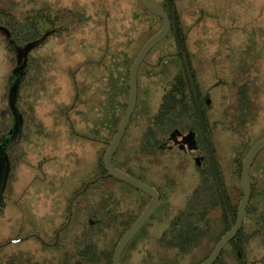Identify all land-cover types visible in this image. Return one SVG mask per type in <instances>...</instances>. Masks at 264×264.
Returning <instances> with one entry per match:
<instances>
[{"label": "flooded vegetation", "instance_id": "obj_1", "mask_svg": "<svg viewBox=\"0 0 264 264\" xmlns=\"http://www.w3.org/2000/svg\"><path fill=\"white\" fill-rule=\"evenodd\" d=\"M158 3L165 8L172 21L167 37L174 38L175 32L178 38L177 53L186 75L182 95L185 100L182 101L179 125H170L167 119L161 122L155 117L149 125L150 141L147 145L151 147L145 159L149 164L147 170L129 173L127 168L121 169L155 188L159 195L157 209L126 245L121 264L137 263L132 256L134 250L138 251L140 241L150 240L153 243L158 240L167 248L171 244L182 248L185 243L183 248L186 250V235L195 234H199L200 246L204 239L209 242L204 256L198 259L202 262L234 224V221L226 220L224 216L219 220H213L210 216L218 206L222 213L230 215L233 205L229 186L224 182V173L219 166L214 136L208 127L209 120L206 119L208 110L212 108L210 87H200L197 76L199 62L195 61L192 54L194 50L187 43L189 31L181 25L180 16L177 22L175 0L167 1L173 8L166 7L164 0ZM211 4V10L216 9L217 15L229 23L231 13H234L230 3L217 0ZM200 8L201 12L208 13L201 6L196 7V11L200 12ZM72 13L68 10L65 17L62 13V18H58V7L54 9L51 0L47 4L39 3L34 19L29 17L20 20L12 11L3 13V18H0V56L4 59L3 62L0 60L4 66V70H0V264H113L116 244L152 200L150 195L111 176L101 178L99 185L93 186L97 181L81 191L86 182L92 179L86 171L90 158L85 153V145L98 142L106 152L108 142L117 130L108 139L107 99L116 94V78H123L122 66L125 63L122 61L123 54L120 52L117 55L114 44L105 34V16L103 20L96 19L94 30H84L93 37L85 38L84 44L88 45L89 50L83 49L82 60H74V50L69 46L62 48L61 45L62 49L59 48L60 37L66 36L65 40H61L62 44L73 41L72 34L75 31L74 19L70 18ZM245 14L242 12L241 15ZM89 16L83 15L82 20L89 19ZM223 35L224 32L221 33V41L218 39L220 35L218 38L209 35L196 48L199 51H211L214 60L216 53H222L225 47L234 51L228 44L230 34L224 38ZM209 37L211 41L207 40ZM31 42H35V45L25 51L26 45ZM221 42L227 44L219 45ZM154 48L148 52L138 70L135 111L140 100L139 72L142 66L149 64L147 58ZM263 48L264 45H250L246 52H260ZM114 59L117 60L113 62ZM109 65L118 72L109 70ZM249 67H243L240 72L247 74ZM129 69L128 89L125 87L128 99ZM58 83L64 89L60 96ZM65 93L67 97H61ZM186 103L191 105L190 110ZM48 104H51L50 110L44 111ZM75 110L84 116L92 113L95 119H80L75 123L72 114ZM189 112L193 113L190 118L187 117ZM128 128L113 156L114 165L116 159L127 162L121 158L120 151ZM74 146L77 148L74 149ZM158 152L165 155L159 156L161 160L156 163ZM173 152L182 156H166V153ZM75 166L81 171L75 172ZM187 169L193 172L191 178L197 181L202 191V198L195 200L193 220H186L182 213L173 218L171 216L176 204L172 203L170 193L183 185L187 179ZM233 175L232 170L227 173L231 178ZM206 176L210 177L215 188V192L210 195L207 189V192L203 190ZM108 181L117 184L118 188L109 191ZM220 198L225 211L220 204H216ZM186 209L184 207L183 210ZM202 212L208 213V219H201ZM242 227L238 234L243 231ZM233 240L236 246L230 241L214 264L224 260L229 247L236 250L237 258L242 261L239 264H247L244 252L242 255L237 247L241 238L235 237ZM242 240L245 245L246 237ZM196 246H191L189 251L196 249ZM174 256L180 255L175 253ZM147 264H154V258L147 257Z\"/></svg>", "mask_w": 264, "mask_h": 264}, {"label": "rangeland", "instance_id": "obj_2", "mask_svg": "<svg viewBox=\"0 0 264 264\" xmlns=\"http://www.w3.org/2000/svg\"><path fill=\"white\" fill-rule=\"evenodd\" d=\"M6 1L9 3L7 7H10L16 17L21 20L28 16L33 17L39 3L44 2L47 4L51 0ZM152 1L158 3L162 0ZM214 1L217 0H175V7L177 14L179 13L178 17L180 16L181 25L189 31L187 43L190 49L195 51H192L195 61L199 62L197 63V76L200 87L204 89L210 87L211 90L212 108L208 110L206 119L209 120L208 127L214 136L219 166L224 173V182L229 186V195L233 204H238L242 197L238 164L240 162L242 164L249 148L258 139L264 137V48L260 52H246L250 45H264V0H224L230 3V8L234 11V13H231L229 23L217 15L216 9L211 10V3ZM52 2L54 9L58 7V12H65L64 17L67 15L68 10L74 12L70 16L74 19L73 41L62 44L61 40H65L66 36L60 37L58 47L61 48V45H63L62 48L68 46L72 48L76 62L82 60L83 49L85 51L89 50L88 45L84 44L85 38L92 39L93 37L92 34L88 35L89 33L84 32V30L88 28L94 30L93 23L96 19L103 20V16L106 17L105 34L107 38L114 44L117 55L120 52L123 54L122 61L125 63L122 66L123 78L120 80L119 77L116 78L114 87L116 94L107 99L106 121L109 139L114 133H110L109 124H115L118 117L121 119L127 106V72L131 62L140 46L161 28L162 23L155 16L144 11L138 0H52ZM198 6L203 7L208 13L201 12V8L199 9L200 12H197L196 7ZM242 12L246 14L241 15ZM200 13H203V15L199 16ZM88 14L90 15L89 19L82 20L83 15ZM97 15H100V17ZM212 25L214 26L213 29H211ZM222 32H224L223 38L230 34L231 38H229L228 44L234 51L230 50V52L225 47L222 49V53H216L217 58L215 57L214 60L211 58L213 55L211 51H199L196 48V45L201 44L202 40L205 41L209 35L216 36V38L220 35L218 39L221 41ZM85 35L88 36L85 37ZM207 40L211 41V37ZM222 44L227 43L221 42L219 45ZM258 48L261 49V47ZM223 50L225 53H223ZM177 51L178 42L175 37H167L155 46L147 58L149 64L142 66L139 72V105L120 151L121 158H125L127 162L123 163L118 159L116 160V163H123L122 166L128 170L138 172L147 170L149 164L145 159L149 155L144 150L142 151L143 148L140 144L143 141L142 137L145 136L149 125L153 123V119L163 102L164 95L172 89L178 77L186 78L183 63ZM0 52H2L1 48ZM2 58L3 56H0V60L3 62L4 59ZM116 60L114 59L113 62ZM211 60L214 61L210 64ZM247 66H250L248 72L243 75L240 71H243V67ZM2 68L4 70L3 64L0 63L1 72ZM109 70L118 72L116 68H111L110 65ZM57 85L58 95L60 96L64 89L61 83ZM1 92L2 90H0ZM242 92H244V100L248 103L244 115L240 109V94ZM117 95H119L118 100ZM61 97L66 98V93ZM50 108L51 104H48L44 107V111H49ZM72 114L75 117V123L80 119H95L92 113L84 116L75 110ZM96 119L98 121V117ZM120 121L117 125H114V128L118 127ZM80 123L83 124V121H80ZM76 148L74 146V149ZM85 150L86 155L90 158V164L86 166V171L89 172L91 178L97 171L101 161L103 162L105 151L98 142L86 144ZM163 155L165 154L158 152L155 162H159L161 159L158 157ZM166 156L178 158L182 154L173 152L166 153ZM231 170L234 172L232 178L227 176V173ZM79 171L81 169L75 166V172ZM185 173L187 179L184 180L183 185L170 193L172 203L176 204V209H179H172V218L179 213H182V216L184 215L185 211L183 209L189 206V200L192 199L194 193L196 195L193 201L196 200V196L198 199L202 198L200 186L195 179L191 178L193 172L187 169ZM251 181L253 187L249 204L251 213L248 212V207L243 225L247 239L243 252L247 264H264V229L255 228L257 225L264 223V150L259 154L251 170ZM107 183L111 189L118 188V185H113L111 181ZM203 190L206 191L205 188ZM210 216L213 220L217 218L219 220L222 216L221 209L216 208ZM208 244L209 242L204 239L201 246L198 244L196 249L187 252L183 248V246H186L185 243L182 248L178 246L167 248L158 240L153 243L150 240H143L139 242L138 251L134 250L132 257L137 262L135 264H147V257H153L154 261H159L158 264H195L199 258L204 256ZM230 251L231 248L229 247L227 253L225 252L224 260L220 261V264H238L237 254L229 255ZM175 253L180 256L175 257Z\"/></svg>", "mask_w": 264, "mask_h": 264}, {"label": "water", "instance_id": "obj_3", "mask_svg": "<svg viewBox=\"0 0 264 264\" xmlns=\"http://www.w3.org/2000/svg\"><path fill=\"white\" fill-rule=\"evenodd\" d=\"M142 6L147 9L154 16L159 17L162 20L161 28L153 34L142 46L137 56L134 58L130 69H129V99L127 102V106L124 112L123 117L117 127V130L113 136V138L108 142V146L106 152L103 157V165L106 170L104 174L98 175L97 177L86 182L81 191L85 190L90 184L97 182L101 178L105 177H113L124 181L131 186L139 189L140 191L150 195L152 197L151 203L147 206V208L141 213V215L137 218V220L126 230L123 236L120 238L118 243L115 246V250L112 257L113 264H121V255L126 247V245L130 242V240L136 235V233L142 228L145 222L149 219V217L153 214V212L157 209L159 203V195L155 188L148 185L147 183L139 180L138 178L130 175L129 173L117 168L113 164V156L120 145V142L128 128L133 113L135 111L137 105V97H138V81L137 75L138 70L143 61L145 60L148 52L156 46L159 42L164 40L171 29L172 21L165 10V8L159 3L153 2L152 0H139ZM35 45V42H31L26 45L24 49L27 51L31 47ZM195 90V89H194ZM204 125V123H203ZM205 128V125H204ZM206 131V129H205ZM264 149V137L258 139L248 150L246 153L242 167H241V183H242V197L239 201L236 218L232 227L218 240L216 245L214 246L211 253L208 257L203 260L199 264H214V262L219 257L222 250L226 247V245L232 241L239 230L241 229L245 213L247 207L249 205L251 195H252V185L250 180V170L252 164L259 154L260 151ZM211 154H213L212 148L210 147ZM217 172V170H216Z\"/></svg>", "mask_w": 264, "mask_h": 264}, {"label": "trees", "instance_id": "obj_4", "mask_svg": "<svg viewBox=\"0 0 264 264\" xmlns=\"http://www.w3.org/2000/svg\"><path fill=\"white\" fill-rule=\"evenodd\" d=\"M139 1V0H138ZM166 2L165 6L169 8V6H171L173 8L172 5H169L167 3L168 0H164ZM139 4L142 6V4L140 3L139 1ZM9 5V3H7L6 0H0V18H3L2 14L3 13H8L10 11H12L10 9V7H7ZM142 8L144 9V11L148 12L149 14H151L147 9H145L143 6ZM174 10H176V8L174 7ZM62 13L65 14V12H62V11H59L58 12V18H62ZM35 14V13H34ZM153 15V14H151ZM175 15L177 16V22H179V17H178V14H177V11H175ZM154 16V15H153ZM29 17V16H28ZM27 17V19H28ZM32 19H34V15L33 17H31ZM155 18L159 19L161 21V19L157 16H155ZM162 23V21H161ZM159 28V27H158ZM159 30V29H158ZM157 30V31H158ZM156 31V32H157ZM155 32V33H156ZM154 33V34H155ZM174 33V37L175 39L178 41V38H177V35ZM152 36V35H151ZM129 61V59L127 60V62ZM177 81L175 82L174 86L172 87V89L166 93L164 95V99H163V102L162 104L160 105V108H159V111L157 112V117L155 116V119H160L161 122H163L165 119L168 120V123L170 122L171 125L173 124H176V125H179V121L181 119V108L183 107V102L185 99H183L182 95H183V91L185 89V83H184V78L182 77H178L176 79ZM240 101H241V112L243 113L244 115V112L246 111V106H248V103L244 100V92H242V94H240ZM139 105V103H138ZM182 105V106H181ZM186 107L188 110H190L191 108V105L189 106V103L187 105L186 103ZM125 112V111H124ZM136 112V111H135ZM133 113V116L131 118V121H130V124L132 123V119L136 116L135 114L136 113ZM124 114V113H123ZM187 114V113H186ZM193 113L189 112L187 114V117L190 118V116L192 115ZM120 117L116 118V122L115 124L117 125V123L119 122ZM115 124H109V130H110V133L112 134L114 132V130L116 129V127L114 128V125ZM129 124V126H130ZM169 125V124H168ZM130 128V127H129ZM150 131V127L147 129V132L145 133V136L142 137V140L141 141V145H142V151L144 150L145 153H147L150 149V145H147V143L149 144V141H150V136H149V131ZM200 130H202L201 126H200ZM158 133V131H156V134ZM202 133V136H203V132L201 131ZM150 146V147H149ZM117 160V159H116ZM116 160L114 161L115 162V166L119 169H124L125 167L124 166H121L120 164L116 163ZM243 163V162H242ZM241 167H242V164L240 162V164H238V173L240 174V171H241ZM142 171V170H141ZM140 171V172H141ZM106 170L104 168V165H103V162L101 161V163L99 164V167L97 169V171L95 172V174L93 175V177H91L92 179L95 178L97 175L99 174H103L105 173ZM134 171L133 170H129V173H133ZM143 172V171H142ZM212 175V173H211ZM116 179V178H115ZM102 179L98 180L97 184L101 181ZM240 182H241V179H240ZM212 181L210 179V177L206 176V178H204V181H203V187L204 185H206V187H204L205 189H207V191L209 192L208 195L210 194H213V192H215V188L213 187V185L211 184ZM96 185V184H95ZM215 185V184H214ZM252 185V184H251ZM241 186H242V183H241ZM109 191L111 190H114V188H109ZM206 191V192H207ZM196 192V191H195ZM252 193H253V187H252ZM196 195V193H194V195L192 196V199L189 200V206L187 207V209L185 210V212L183 213L184 216H185V219L186 220H193L194 218L192 217L194 214L193 210L196 209V206H195V200L193 201V198L194 196ZM251 198H252V195H251ZM195 199H198V197L196 196ZM221 198H220V202L219 203H216L217 205L220 204V207H222L223 211H225V207L222 204L221 202ZM251 201V199H250ZM250 204V202H249ZM215 206V205H214ZM192 207V208H191ZM219 207V206H218ZM249 207V205H248ZM247 207V208H248ZM194 208V209H193ZM231 210H230V215H227L226 212H223L222 213V216H224L226 218V220H230V221H235V218H236V213H237V208H238V204H233L231 207ZM192 210V211H191ZM251 207H249L248 209V212L251 213ZM195 211V210H194ZM207 212H202V214L200 215L201 219L205 220V219H208V213L206 214ZM264 219V218H263ZM255 228L257 229H261L263 230L264 229V223H261L260 225H257ZM243 229V227H242ZM241 233H239L236 238H241V241L238 242L237 244V247H239L240 249V252L241 254L243 255V246H244V242H243V238H245L246 234L244 233V230L243 231H240ZM182 237V235L180 236ZM199 234L198 235H186V239H185V242H187V248L186 250L189 251L190 248H192L193 246H196L198 245L199 243ZM232 244L233 246L235 247L236 246V242L235 240H232ZM172 246V244H171ZM192 246V247H191ZM226 253H227V250H226ZM236 253V250L233 248L231 249V251L229 252V255H232ZM199 262H201V260H198L195 264H198ZM240 262V259L237 258V263L239 264ZM159 261H154V264H158Z\"/></svg>", "mask_w": 264, "mask_h": 264}]
</instances>
